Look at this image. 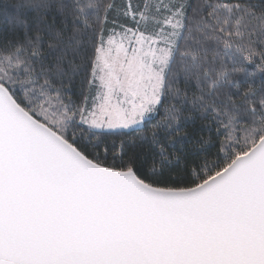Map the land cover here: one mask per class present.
Segmentation results:
<instances>
[{
    "label": "snow or ice",
    "instance_id": "1",
    "mask_svg": "<svg viewBox=\"0 0 264 264\" xmlns=\"http://www.w3.org/2000/svg\"><path fill=\"white\" fill-rule=\"evenodd\" d=\"M0 264H264V0H0Z\"/></svg>",
    "mask_w": 264,
    "mask_h": 264
}]
</instances>
